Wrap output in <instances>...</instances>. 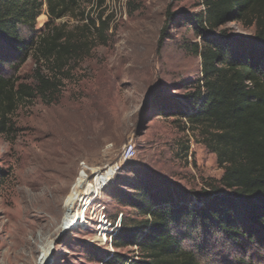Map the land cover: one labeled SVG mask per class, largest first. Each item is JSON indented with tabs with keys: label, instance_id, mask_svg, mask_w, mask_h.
<instances>
[{
	"label": "rangeland",
	"instance_id": "374dc122",
	"mask_svg": "<svg viewBox=\"0 0 264 264\" xmlns=\"http://www.w3.org/2000/svg\"><path fill=\"white\" fill-rule=\"evenodd\" d=\"M200 3L105 0L104 40L92 29L89 19L97 11L89 5L83 19L66 16L46 27L44 5L32 28H20L29 38L58 27L79 50L55 75L58 95L22 103L0 132V264H107L105 253L114 251L137 258L135 245L111 243V251L95 219L69 225L79 219L69 209L82 165L90 178L129 142L134 158L94 200L105 206L113 224L120 214L128 227L140 218L127 201L142 184L178 186L191 198L207 184L218 185L223 169L205 135L168 113L182 105L199 76L200 57L185 45L201 40L188 23L203 9ZM225 29L242 37L254 31L238 22ZM34 67L25 64L13 75L29 83ZM42 69L47 73L46 65ZM183 244L203 248L201 264H264V245L257 241L236 247L221 236L193 233Z\"/></svg>",
	"mask_w": 264,
	"mask_h": 264
},
{
	"label": "trees",
	"instance_id": "16d2710c",
	"mask_svg": "<svg viewBox=\"0 0 264 264\" xmlns=\"http://www.w3.org/2000/svg\"><path fill=\"white\" fill-rule=\"evenodd\" d=\"M104 3L0 0L1 133L22 103L58 95L60 81L55 75L79 50L58 27L29 38L20 28H32L44 5L45 27L66 16L83 19L84 6L89 5L97 11L89 22L104 40L109 29ZM200 4L203 9L188 23L201 40L185 45L200 57L199 76L190 83L182 105L168 113L200 129L223 174L218 185L207 184L193 198L178 186H137L127 204L140 218L128 227L121 217L112 244L135 245L139 253L132 258L106 252L107 264H201L203 248L183 244L193 233L221 236L236 247H242L244 240L264 245V0H201ZM230 22L252 27V36H232L225 29ZM29 63L35 65L31 81H19L13 72Z\"/></svg>",
	"mask_w": 264,
	"mask_h": 264
},
{
	"label": "built area",
	"instance_id": "2783aa9c",
	"mask_svg": "<svg viewBox=\"0 0 264 264\" xmlns=\"http://www.w3.org/2000/svg\"><path fill=\"white\" fill-rule=\"evenodd\" d=\"M135 156V148L134 145L129 142L124 145L120 155L118 158L110 163L105 165L100 169H96L93 172L91 171V176L86 175L84 172L88 170V168L83 164L82 173L84 175L83 189L86 187L89 188V191L81 190V198L80 208L76 210V212H81V220H83V224H75L70 223L71 228H75L76 226L87 225L89 220L95 219L97 221V229L98 235L104 236V242H108L110 246V250H112V237L116 233L117 228L120 225L122 214L115 220L114 224L108 219L107 214L105 212V206L98 202H94L96 198H99V194L101 191L113 181L117 173L122 169V166L131 161ZM99 180L96 181V178ZM112 253V252H111Z\"/></svg>",
	"mask_w": 264,
	"mask_h": 264
},
{
	"label": "bare ground",
	"instance_id": "6f19581e",
	"mask_svg": "<svg viewBox=\"0 0 264 264\" xmlns=\"http://www.w3.org/2000/svg\"><path fill=\"white\" fill-rule=\"evenodd\" d=\"M99 180V178L97 177L96 178V181ZM83 182H84V175L83 173L81 172L75 182V185H74V189H73V193L75 194V199L74 201L72 202V204L70 205V212L71 213L72 211L74 212V214L78 215L79 219L76 220V223H83V220H81V212H76V210L74 209V205H75V202L77 200H79L81 198V190H84L83 189ZM84 191H89V188L86 187V189ZM70 219V217H69ZM70 223H73L72 221ZM75 223V224H76Z\"/></svg>",
	"mask_w": 264,
	"mask_h": 264
}]
</instances>
